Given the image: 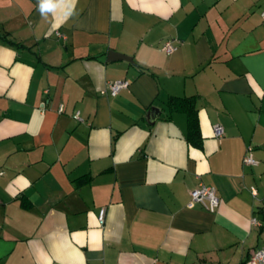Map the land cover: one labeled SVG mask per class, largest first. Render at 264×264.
Listing matches in <instances>:
<instances>
[{"label":"crops","instance_id":"crops-1","mask_svg":"<svg viewBox=\"0 0 264 264\" xmlns=\"http://www.w3.org/2000/svg\"><path fill=\"white\" fill-rule=\"evenodd\" d=\"M53 3L0 0V264H240L264 246V0ZM171 95L197 96L201 147ZM201 183L213 212L188 205Z\"/></svg>","mask_w":264,"mask_h":264},{"label":"built area","instance_id":"built-area-1","mask_svg":"<svg viewBox=\"0 0 264 264\" xmlns=\"http://www.w3.org/2000/svg\"><path fill=\"white\" fill-rule=\"evenodd\" d=\"M260 15L262 19H264V10L261 11ZM162 48L166 53H172L177 48V46L173 43L172 40H167L163 44ZM129 84L130 81L128 79H118V80L108 81L105 87L101 90V93L115 96L122 89H126L129 86ZM59 110H61V108H59ZM73 116L79 121L82 120V118L79 115V111H75ZM213 132L216 137H221L224 134L222 125L215 124L213 126ZM252 149L253 148L251 145L247 146L243 157L244 165L253 166L257 164V161L252 154ZM251 192L255 194L256 190L254 188H251ZM195 203L202 205L205 209L211 212L215 211L219 205V198L217 196L215 187L201 183L197 187L192 189L190 191V200L188 202V205L191 206ZM104 211L105 209L102 208L98 212V222L100 225H103L104 223ZM251 223L253 225L259 224L258 220L255 217L251 219ZM241 264H264V246L253 249L249 257Z\"/></svg>","mask_w":264,"mask_h":264},{"label":"trees","instance_id":"trees-1","mask_svg":"<svg viewBox=\"0 0 264 264\" xmlns=\"http://www.w3.org/2000/svg\"><path fill=\"white\" fill-rule=\"evenodd\" d=\"M196 100L197 96L171 95L167 99V106L170 112L179 111L186 115L187 129L185 138L190 145L201 147L203 143V137L201 135L199 126ZM89 180V176H81L76 178L75 182L77 185H80L88 182Z\"/></svg>","mask_w":264,"mask_h":264},{"label":"clouds","instance_id":"clouds-1","mask_svg":"<svg viewBox=\"0 0 264 264\" xmlns=\"http://www.w3.org/2000/svg\"><path fill=\"white\" fill-rule=\"evenodd\" d=\"M39 8L38 11L41 15H45L49 12H53V9L56 7L53 3V0H38ZM75 0H72V5L74 8ZM71 13H69L70 15Z\"/></svg>","mask_w":264,"mask_h":264},{"label":"water","instance_id":"water-1","mask_svg":"<svg viewBox=\"0 0 264 264\" xmlns=\"http://www.w3.org/2000/svg\"><path fill=\"white\" fill-rule=\"evenodd\" d=\"M115 59V58H120V59H124V60H127V61H131L132 62V57L131 56H128V55H125V54H122V53H119V52H115V51H110L108 53V59ZM158 115V112H154V115H151L150 116V121L152 122L154 120V118Z\"/></svg>","mask_w":264,"mask_h":264}]
</instances>
